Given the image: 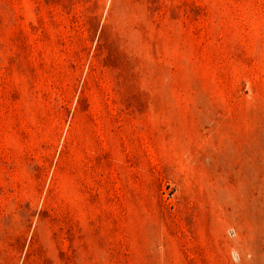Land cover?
Masks as SVG:
<instances>
[{
  "label": "rangeland",
  "instance_id": "rangeland-1",
  "mask_svg": "<svg viewBox=\"0 0 264 264\" xmlns=\"http://www.w3.org/2000/svg\"><path fill=\"white\" fill-rule=\"evenodd\" d=\"M0 264H264V0H0Z\"/></svg>",
  "mask_w": 264,
  "mask_h": 264
},
{
  "label": "crops",
  "instance_id": "crops-1",
  "mask_svg": "<svg viewBox=\"0 0 264 264\" xmlns=\"http://www.w3.org/2000/svg\"><path fill=\"white\" fill-rule=\"evenodd\" d=\"M205 209H206V207L203 208V210H205Z\"/></svg>",
  "mask_w": 264,
  "mask_h": 264
}]
</instances>
